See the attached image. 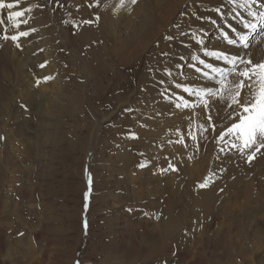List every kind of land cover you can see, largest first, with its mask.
Masks as SVG:
<instances>
[{
  "label": "rangeland",
  "instance_id": "rangeland-1",
  "mask_svg": "<svg viewBox=\"0 0 264 264\" xmlns=\"http://www.w3.org/2000/svg\"><path fill=\"white\" fill-rule=\"evenodd\" d=\"M90 1L5 0L18 7L0 9V29L15 34L8 13L31 8L22 30H36L20 49L0 41V263L264 264V152L248 163L229 147L235 134L213 139L239 123L241 108L229 116L214 104L208 132L203 102L182 92L210 83L193 56L225 67L206 55L224 52L206 26L233 15L226 31L240 30L247 11L226 0ZM89 15H103L100 32L82 24ZM262 37L258 25L240 57L264 59ZM107 42L112 55L96 62ZM181 95L187 110L175 107Z\"/></svg>",
  "mask_w": 264,
  "mask_h": 264
},
{
  "label": "snow or ice",
  "instance_id": "snow-or-ice-1",
  "mask_svg": "<svg viewBox=\"0 0 264 264\" xmlns=\"http://www.w3.org/2000/svg\"><path fill=\"white\" fill-rule=\"evenodd\" d=\"M132 5L137 3V0H129ZM227 4L233 5L235 8L242 9L240 15H243L244 11H247V17L250 18L249 22L245 23L241 21L242 28L237 30L233 28L231 31H225L222 33V38L227 42L229 46H239L246 48L251 33L257 31L258 25L260 32L264 33V10L259 12L252 11L253 7H262L264 4H258V0H226ZM121 6L125 5V0H120ZM62 5H57L61 7ZM93 7H99V4L92 5ZM18 7L17 3H5V0H0V9H15ZM32 11L31 8H27L23 11H10L8 13V20L12 23V27L16 29L15 34H10L7 26L0 29V41L4 43H11L17 49L21 48V40L23 38L30 37L36 30H22L27 28L28 22L23 20L27 12ZM214 11L219 15L221 14V8L217 7ZM96 17L95 20H98ZM257 21V22H251ZM94 20H86V24L93 23ZM3 24V21H0ZM75 27V26H74ZM195 45L203 43L202 39L197 38L196 34H192ZM172 39V37H168ZM261 43H264V37H262ZM210 55L218 63H223L225 67H216L212 63L205 62V60H197V57L193 56L192 60L197 61L199 66L195 67V71L202 75V78L209 81L210 83L205 88L193 89L189 87H183L182 92L187 94L188 98H198L203 102V108L207 109V129L206 131L212 132L215 129V119L211 115L213 105H219L220 107H227L232 112L236 111L237 108L242 109V115L238 117L239 123L235 121L230 122V126H226V130H219L217 136L213 139L217 142H225L226 138L233 136L235 138L231 141L229 147L235 150L241 157L246 159V162L251 163L257 156L264 152V59H244L236 55L229 56L224 52H211L206 53ZM41 68L46 67V64L42 63ZM170 75V73H167ZM233 77L231 85H226L225 81ZM53 79L51 76H45L43 78L44 83L50 82ZM40 80L36 81V86L39 87ZM163 83V81H161ZM227 92L228 99H225V93ZM245 93L250 95V99L244 100L243 96ZM207 98H215L210 104ZM178 102L175 104L177 109L183 107L185 110L189 108V99L184 98L183 95L176 98ZM23 107V105H22ZM186 114L192 115V113ZM179 131V130H178ZM189 137L196 139V136L191 134L189 130ZM132 138H136L133 136ZM0 139H3L0 137ZM180 141H183V137H178ZM141 168L145 167L144 164L139 165ZM168 169L175 172L178 169L172 164H168ZM163 172L164 170L161 169ZM91 177H88V191L84 193V208L87 210L89 194L91 191ZM200 187H205V183H201ZM148 215V213H145ZM84 227L87 228V222L85 221ZM79 264V261L76 262Z\"/></svg>",
  "mask_w": 264,
  "mask_h": 264
},
{
  "label": "bare ground",
  "instance_id": "bare-ground-1",
  "mask_svg": "<svg viewBox=\"0 0 264 264\" xmlns=\"http://www.w3.org/2000/svg\"><path fill=\"white\" fill-rule=\"evenodd\" d=\"M98 3V0H91L90 1V4H89V6L90 7H93L92 5H94V4H97ZM258 4H264V0H258ZM93 8H95V7H93ZM255 10H258L257 12H259V11H262V7H253V9H252V11H255ZM263 10H264V8H263ZM238 11H236V13H237ZM241 12V11H240ZM95 15H98L97 13H95V12H93ZM140 13V12H139ZM85 15V14H84ZM247 15V14H246ZM233 15H231L229 18H225L224 20H220V22H223V24H224V26L223 25H220V27L218 26V27H216V26H214V27H212V26H206L207 28H208V31H210V33H213V35H214V38L212 39L211 38V43L212 44H216V50H220V51H228V53L229 54H231V53H233L234 55H236L237 53L239 54V56L240 55H249V51L251 50L252 51V48H250V44H249V41H248V45H247V47L246 48H241V47H239V46H229L228 44L227 45H225V43H227L226 41H223L224 39L222 38V33H224L225 31H226V25L227 24H229V23H227L228 21H230L231 20V17H232ZM121 18V17H120ZM140 18V17H139ZM234 18V17H233ZM232 18V19H233ZM102 19H103V15L101 16V18H99V24L93 19V17H92V15H89V17L87 16V18H86V20H94V22L93 23H91V24H86L85 23V21L86 20H84V21H82V24L83 25H87L89 28H92V26H94V28L96 29V30H98L99 32L102 30V27H101V22H102ZM215 20H217V19H215ZM244 21L245 23H247V22H249V21H247L246 19H244L243 17H241V20H239L240 22L241 21ZM139 21H140V19H139ZM158 22H161V21H158ZM239 22V23H240ZM255 22V21H254ZM235 23V22H234ZM154 24H155V22H154ZM161 24V23H160ZM230 25V24H229ZM227 26L228 28H231V26ZM139 26V24L137 25V27ZM154 26H152V27H146V28H144V29H142V30H145L146 31V33L143 35V36H146L150 31H151V29L153 28ZM93 29V28H92ZM240 29V28H239ZM232 30V29H231ZM230 30V31H231ZM140 37V39H139V42H141L142 43V41H144V37ZM103 39H106V37H105V33L101 36ZM252 38H249V40H251ZM114 40H116V39H114ZM146 40V39H145ZM108 42H107V55H104V56H100V55H96V56H94V58H96L95 59V61L96 62H108V60H109V57H110V55H112V52H111V49L108 47ZM145 46V45H144ZM197 52L199 51V48H197V50H196ZM114 56V55H113ZM120 59V58H119ZM116 62H118V58H116L115 60H114V64L116 63ZM123 63V62H122ZM42 87H44V86H42ZM41 87V88H42ZM3 94H1L0 93V103L2 102V100L4 99V97L2 96ZM36 99V98H35ZM29 102H31V101H29ZM38 104H40L39 102H37ZM36 103V101H35V104L37 105V108H38V104ZM32 104V103H31ZM36 116V115H35ZM208 214H207V216H206V218H208ZM223 236V235H222ZM217 237H219V236H217ZM221 238V237H220ZM198 239V238H197ZM208 240V239H207ZM220 240V239H219ZM223 240H226V239H223ZM226 241H228V240H226ZM196 242L197 243H199V245L201 246L202 245V243H201V241H200V239H198V240H196ZM232 242V241H231ZM227 244V243H226ZM228 244H229V242H228ZM231 244V243H230ZM134 247H135V245H134ZM223 247V246H222ZM227 248V247H226ZM142 249H143V252H144V254L145 255H147V254H149L150 253V249H149V247L147 246V245H142ZM141 252V249H139L138 250V253H140ZM137 253V252H136ZM137 253V254H138ZM136 254V255H137ZM225 257V256H224ZM0 264H2V263H0Z\"/></svg>",
  "mask_w": 264,
  "mask_h": 264
}]
</instances>
